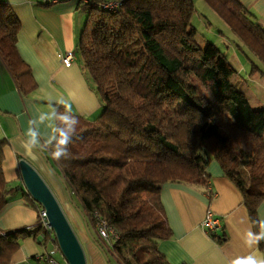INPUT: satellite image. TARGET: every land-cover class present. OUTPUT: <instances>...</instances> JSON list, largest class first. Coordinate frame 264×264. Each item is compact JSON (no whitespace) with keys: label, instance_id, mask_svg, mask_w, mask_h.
<instances>
[{"label":"trees","instance_id":"1","mask_svg":"<svg viewBox=\"0 0 264 264\" xmlns=\"http://www.w3.org/2000/svg\"><path fill=\"white\" fill-rule=\"evenodd\" d=\"M204 1L264 64V28L245 7L238 0ZM77 10L87 17L78 52L103 110L90 121L57 106L58 138L39 150L110 264H170L159 251V242L173 237L162 188L171 182L206 185L211 159L243 194L258 233L264 110L253 107L232 81L227 55L191 36L195 0H77ZM20 29L11 5L0 0V59L28 94L36 83L17 49ZM243 46L236 45L252 73H263ZM73 117L79 124L68 145L71 156L57 161L51 152L61 131L71 135ZM4 146L0 142V213L18 193L38 212L34 227L0 229V264H10L24 238L50 239L40 222L41 206L7 181ZM100 220L110 233L108 251L97 236Z\"/></svg>","mask_w":264,"mask_h":264},{"label":"crops","instance_id":"2","mask_svg":"<svg viewBox=\"0 0 264 264\" xmlns=\"http://www.w3.org/2000/svg\"><path fill=\"white\" fill-rule=\"evenodd\" d=\"M4 1L11 5L21 22L17 49L36 83L34 91L22 93L0 59V111L3 113L0 115V142H5V176L12 187L24 189L19 179V161L24 159L46 182L56 185L54 189L57 191L61 188L59 179L40 152L46 151L58 138L57 106L90 121L98 118L103 110V102L84 71L78 52L85 14L77 10V0H49L52 5L48 7L43 5L46 0ZM238 1L253 21L264 28V0ZM236 45L233 52L229 48L232 53L230 58L227 57L229 76L247 95L253 107L264 110V64L261 65L257 57L242 45L263 71L253 74L249 60ZM68 53L74 54L70 67L62 63ZM42 115L46 117L43 121L40 119ZM30 128H34L38 135L39 142L35 147L28 144ZM206 171L210 176L206 185L171 182L163 186L160 198L173 237L159 242V251L170 264H231L240 257L264 256V239L249 243L248 237L249 232L255 235L261 232L264 202L257 208L259 230L256 233L243 194L221 165L211 159ZM209 211L222 224L214 233H208L202 227ZM68 218L83 247L87 264H110L75 208ZM37 219V210L18 193L9 198L1 211L0 229L15 231L34 227ZM42 252L39 239L24 238L10 264H40L32 258Z\"/></svg>","mask_w":264,"mask_h":264},{"label":"water","instance_id":"3","mask_svg":"<svg viewBox=\"0 0 264 264\" xmlns=\"http://www.w3.org/2000/svg\"><path fill=\"white\" fill-rule=\"evenodd\" d=\"M24 190L46 212L67 264H87L83 247L59 200L38 171L27 161H19Z\"/></svg>","mask_w":264,"mask_h":264},{"label":"rangeland","instance_id":"4","mask_svg":"<svg viewBox=\"0 0 264 264\" xmlns=\"http://www.w3.org/2000/svg\"><path fill=\"white\" fill-rule=\"evenodd\" d=\"M195 10L196 13L192 20L193 28L190 32L191 36L197 41V43L201 47L206 48L208 44H213L220 53H225L227 57L230 58L232 53L229 52V48H231L233 52L235 48L234 45H243L241 40L236 35L232 34V32H229L231 31L230 27L221 19V17L213 9L210 8V6L204 0H195ZM86 18L87 17L85 15V23ZM257 61L261 63V65H263V63L258 58ZM236 85L238 86L237 83ZM240 161L241 160H239L238 163H240ZM19 179L21 182V175L19 176ZM58 183L62 188H58V192L54 189L56 185L52 186V184L49 183L48 185L59 201L61 200L60 197L63 199V201H60V203L63 209L65 210L66 214L69 215L68 217L71 218L72 209H74V207L72 206L60 180L58 181ZM60 256L62 257L61 254Z\"/></svg>","mask_w":264,"mask_h":264},{"label":"built area","instance_id":"5","mask_svg":"<svg viewBox=\"0 0 264 264\" xmlns=\"http://www.w3.org/2000/svg\"><path fill=\"white\" fill-rule=\"evenodd\" d=\"M106 7H109L110 9H114L118 7V5L115 3V4H109ZM73 60H74V54L68 53L63 57L62 63L63 65L70 67L73 63ZM39 216H40L41 225L47 231L50 241L46 243L44 235L39 237V241L43 246V252L39 256H37L38 262L40 264H67L61 253L54 231L50 226L47 214L42 207L40 208ZM202 227L208 233H214L222 227L221 220L217 216H215L212 212L209 211L207 212V215L202 223ZM96 231L98 234L97 236L101 241V244H103L102 247H104L108 251L109 247H111V243L109 236L110 233L107 229L106 223L100 220L97 223ZM110 232L113 233V231L111 230ZM60 254L62 255L63 258L60 256Z\"/></svg>","mask_w":264,"mask_h":264},{"label":"clouds","instance_id":"6","mask_svg":"<svg viewBox=\"0 0 264 264\" xmlns=\"http://www.w3.org/2000/svg\"><path fill=\"white\" fill-rule=\"evenodd\" d=\"M46 117L41 116L40 119L43 121ZM65 124H67V121H65ZM79 121L77 118L73 117V125L74 127H70V132L61 131L60 132V138L58 140V147L56 150L51 152V156L56 159L57 161L61 159H68L71 156V153L68 149V145L72 140L73 135L75 134L76 127L78 126ZM28 144L35 147L38 145V135L34 128H30L28 132ZM261 232L259 235H255L251 232L248 233L249 237V243H251L253 240L255 242H259L261 239H264V222H261L260 224ZM231 264H264V256L256 257L254 255H250L247 257H240L231 262Z\"/></svg>","mask_w":264,"mask_h":264},{"label":"bare ground","instance_id":"7","mask_svg":"<svg viewBox=\"0 0 264 264\" xmlns=\"http://www.w3.org/2000/svg\"><path fill=\"white\" fill-rule=\"evenodd\" d=\"M44 179V178H43ZM46 182V181H45ZM47 183V182H46ZM48 184V183H47ZM49 186V185H48ZM58 192V190H57ZM61 193V192H60ZM60 199L62 200V198L60 197ZM60 202V201H59ZM61 204V203H60ZM62 206V205H61ZM63 208V207H62ZM65 211V210H64ZM66 213V212H65ZM67 215V214H66ZM68 217V216H67ZM69 219V218H68Z\"/></svg>","mask_w":264,"mask_h":264}]
</instances>
